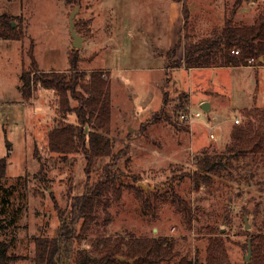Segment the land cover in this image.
<instances>
[{
	"label": "rangeland",
	"instance_id": "obj_1",
	"mask_svg": "<svg viewBox=\"0 0 264 264\" xmlns=\"http://www.w3.org/2000/svg\"><path fill=\"white\" fill-rule=\"evenodd\" d=\"M237 1L0 0V14L17 17L14 25L24 33L22 41L0 40V153L9 162L1 183L3 187L15 185L7 195V219L19 211L0 240L13 241L10 254L21 257L13 264L34 263L35 238L56 237L61 228L60 212L69 217L71 202L87 187V160L82 153L63 156L48 149V131L62 120L58 96L36 85L33 94L37 101L22 104L18 92L22 71L31 70V49L41 71L66 72L70 68V14L76 6L75 29L85 39L78 49L77 71L88 75L102 71L111 82L113 107L107 135L116 157L112 171L123 189L119 198L106 194L111 205L97 206L86 239L82 236L73 247L89 248L91 240L99 237H123L130 242L147 236L165 239L166 246L178 253L172 264L181 257L194 259L197 249L201 257L208 250L226 264L246 262L251 235L264 223V169L249 184L212 176V184L200 189L189 174L195 171L194 158L201 151L225 150L232 130L248 120L245 109H264V67L181 69L174 74L163 69L166 53L175 45L174 37L175 43L182 41L177 55L182 59L185 41L221 30ZM263 9L264 0H242L235 20L251 25ZM211 85L218 96L210 94ZM163 89L168 94L169 116L176 119L184 112L177 109V97L190 92L194 110L202 113L197 121L210 116L213 124H222L218 137L212 139L203 128L199 140L203 146H197L196 136H190L185 123L174 118L167 121L160 111ZM208 98L213 101L211 112L201 108ZM236 119L240 123L236 124ZM65 121L74 123L75 116ZM107 162L112 158L97 161L89 177L91 184L99 179ZM135 180L151 187L145 191L147 199L133 188ZM173 194L190 205L191 224L173 201ZM81 224L76 226L77 233ZM252 256L251 250L250 260ZM70 264H74L73 256Z\"/></svg>",
	"mask_w": 264,
	"mask_h": 264
},
{
	"label": "trees",
	"instance_id": "obj_2",
	"mask_svg": "<svg viewBox=\"0 0 264 264\" xmlns=\"http://www.w3.org/2000/svg\"><path fill=\"white\" fill-rule=\"evenodd\" d=\"M14 2L16 0H7ZM240 1L235 3L230 15L225 19L223 28L215 31L212 36L184 43V54L178 59L181 48L179 42L166 54L165 68L172 71L185 66L186 68L205 67H238L264 66V9L251 25L236 22L235 17L240 7ZM188 15V11H185ZM187 18V16H186ZM17 17L8 13L0 14V40L22 41L24 33L19 25H13ZM234 51H239L235 54ZM30 50L32 58L31 70H23L20 75V92L23 101H29L36 85L52 91L58 96L59 112L62 120L48 131V149L51 153L67 156L82 153L87 160L86 191L75 197L71 202L69 217L60 212L61 228L56 237L41 235L35 238L36 250L33 264H172L178 256L166 246L165 239L142 236L128 242L123 237H99L91 240L89 248H74V242L86 239V233L91 229L96 219V209L101 203L105 208L111 205L106 194L119 198L123 183L118 182V176L112 171L116 163L113 155V145L108 132L112 117L111 82L102 71H92L90 75L77 71L80 57L78 49H72L68 54L70 70L66 72L41 71ZM262 59V60H261ZM249 60L254 63L249 65ZM170 78V77H168ZM163 106L160 111L166 115V120L173 122L174 116H169L166 110L168 104L167 91L163 89ZM178 110H188L189 95L181 92L177 97ZM75 102L72 105L71 102ZM159 111V112H160ZM75 116V122H66L69 116ZM244 116L248 119L244 125L236 126L231 132V142L221 152L203 150L194 158L195 171L192 177L196 189L212 184V176L233 178L249 184L259 170L264 169V109L253 107L245 109ZM181 120L180 115L174 120ZM112 158L100 170L102 174L95 183H90V174L95 170V164L101 158ZM8 158L0 156V234L7 232L10 225L19 216V211L12 213L7 219L6 206L9 204L7 195L11 187H3L2 180L7 177ZM257 172H254V170ZM264 172V171H263ZM20 178V177H18ZM133 187L136 192L147 193L139 186ZM106 195V196H105ZM173 201L178 202V209L183 213L188 224L192 222V209L186 200L173 194ZM147 202V200H146ZM148 204L147 206H149ZM6 215V216H4ZM10 216V215H9ZM82 221L80 232L76 226ZM253 256L244 264H264V223L250 238ZM12 240H0V264H13L21 257L11 255ZM218 259L208 252L201 257L197 249L194 259L181 257L177 264H226V260Z\"/></svg>",
	"mask_w": 264,
	"mask_h": 264
},
{
	"label": "crops",
	"instance_id": "obj_3",
	"mask_svg": "<svg viewBox=\"0 0 264 264\" xmlns=\"http://www.w3.org/2000/svg\"><path fill=\"white\" fill-rule=\"evenodd\" d=\"M175 41H176V38L174 37L173 39H172V45L173 44H177V43H175ZM171 45V46H172ZM175 45H173L172 47H174ZM169 49H171V48H169ZM181 49V48H180ZM179 49V50H180ZM169 51V50H168ZM167 51V52H168ZM167 54V53H166ZM183 54H184V50H183ZM178 58H180V57H178ZM165 61H166V59H165ZM261 67H264V66H259V67H253V66H238V67H205V68H186L185 66H183V67H181V68H177V69H174V70H172V74H174V72H176L177 70H181V69H183V70H186V71H188V72H194V71H207V70H209V69H212V70H243V69H256V70H258V69H260ZM164 71L166 70V68H165V65H164ZM44 71H46V72H49L50 70H44ZM57 71H64V70H57ZM167 71V70H166ZM169 72H171V71H169ZM168 72V73H169ZM174 76V75H173ZM175 80V79H174ZM19 87V86H18ZM210 89H212V91L210 92V94L211 93H214L216 96H218L219 94L218 93H216V92H214V87L211 85L210 86ZM183 91H185V90H183ZM19 92V91H18ZM186 93H188V95H189V103H188V110H190V111H199V110H194V106H193V104H192V102H191V93L190 92H187V91H185ZM19 94H20V92H19ZM20 99H21V102H22V104H29V102H30V104H31V101L32 102H35V101H37L36 100V98H35V95L33 94V96H32V98L29 100V101H23L22 100V98H21V95H20ZM203 102H207V103H209V105H210V110H209V112H211L212 111V109H213V101L211 100V98L209 99H205ZM202 106V105H201ZM201 112V111H200ZM202 117V116H201ZM200 117V118H201ZM200 118L199 119H196L191 125H189V127L191 128H189V130H191V133H190V136H193V138L195 139V136H196V140H194L196 143H195V145H197V146H203V144H201V142L199 141L200 140V134H202V132H203V128H207L208 129V132H209V135H211V133H213L214 135H215V139L218 137L217 136V134H218V132H220V130H221V126H222V124H213L212 123V119L210 118V116L207 118V119H205V120H203V121H197V120H200ZM213 124V125H212ZM216 128H218V130L216 129ZM194 141H193V143H194ZM11 144H8V148H9V151H10V149H11ZM0 156L1 157H4V156H2L1 155V153H0Z\"/></svg>",
	"mask_w": 264,
	"mask_h": 264
},
{
	"label": "water",
	"instance_id": "obj_4",
	"mask_svg": "<svg viewBox=\"0 0 264 264\" xmlns=\"http://www.w3.org/2000/svg\"><path fill=\"white\" fill-rule=\"evenodd\" d=\"M78 10H79V6H76L75 9L70 14V32H71V35H72V38H73V48L74 49H81L82 46H83L84 40H85L83 37H81L77 33V31L75 29V17H76V14H77ZM201 108H202L203 111L209 112L210 105H209V103L206 102V103L202 104ZM138 184L145 191H147L149 188H151L148 184H145V183H142V182H139ZM245 223H246L245 224L246 225V229H248L250 227V225H249V223L247 221V217L246 216H245ZM251 250H252L251 241H249V243H248V254H247L246 258H245L246 262L250 260Z\"/></svg>",
	"mask_w": 264,
	"mask_h": 264
},
{
	"label": "built area",
	"instance_id": "obj_5",
	"mask_svg": "<svg viewBox=\"0 0 264 264\" xmlns=\"http://www.w3.org/2000/svg\"><path fill=\"white\" fill-rule=\"evenodd\" d=\"M235 54H239V51H234ZM254 63L253 60H249V65H252ZM202 116V113L200 111H190L187 110L185 112H183L182 114H180V118L181 120L187 122L189 125H191L196 119L200 118ZM235 123L238 124L240 123L239 119L235 120ZM210 137L212 139H215V135L213 133H211Z\"/></svg>",
	"mask_w": 264,
	"mask_h": 264
}]
</instances>
